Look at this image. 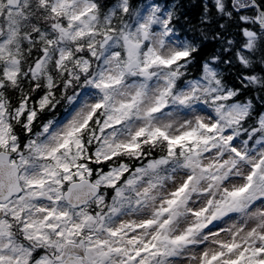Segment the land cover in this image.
I'll return each instance as SVG.
<instances>
[{
  "label": "snow or ice",
  "instance_id": "obj_1",
  "mask_svg": "<svg viewBox=\"0 0 264 264\" xmlns=\"http://www.w3.org/2000/svg\"><path fill=\"white\" fill-rule=\"evenodd\" d=\"M202 7L0 0V264H264V0Z\"/></svg>",
  "mask_w": 264,
  "mask_h": 264
},
{
  "label": "trees",
  "instance_id": "obj_2",
  "mask_svg": "<svg viewBox=\"0 0 264 264\" xmlns=\"http://www.w3.org/2000/svg\"><path fill=\"white\" fill-rule=\"evenodd\" d=\"M159 2L164 6H176L177 14L180 17L177 26L182 36L196 42L203 40L201 32L204 30V26L201 24V16L204 0H159ZM215 30L214 25L208 29L209 33ZM201 48L202 51L197 58L196 66L192 68L191 74L193 76L199 74V63L209 57L214 51H217L218 45L208 40L201 43ZM232 75H235V73ZM228 79L231 80L232 76H228Z\"/></svg>",
  "mask_w": 264,
  "mask_h": 264
}]
</instances>
